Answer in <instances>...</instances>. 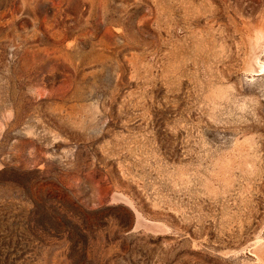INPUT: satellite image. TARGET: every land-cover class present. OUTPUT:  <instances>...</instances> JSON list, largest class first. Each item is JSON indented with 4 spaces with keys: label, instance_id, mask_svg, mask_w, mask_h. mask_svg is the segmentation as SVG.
<instances>
[{
    "label": "rangeland",
    "instance_id": "1",
    "mask_svg": "<svg viewBox=\"0 0 264 264\" xmlns=\"http://www.w3.org/2000/svg\"><path fill=\"white\" fill-rule=\"evenodd\" d=\"M0 264H264V0H0Z\"/></svg>",
    "mask_w": 264,
    "mask_h": 264
}]
</instances>
